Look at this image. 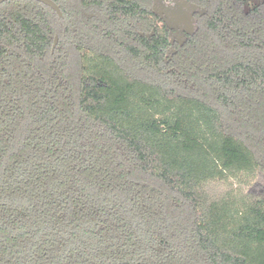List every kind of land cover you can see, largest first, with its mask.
Wrapping results in <instances>:
<instances>
[{"label":"trees","instance_id":"16d2710c","mask_svg":"<svg viewBox=\"0 0 264 264\" xmlns=\"http://www.w3.org/2000/svg\"><path fill=\"white\" fill-rule=\"evenodd\" d=\"M52 1L0 4V264H264V0L181 43L154 0Z\"/></svg>","mask_w":264,"mask_h":264},{"label":"rangeland","instance_id":"374dc122","mask_svg":"<svg viewBox=\"0 0 264 264\" xmlns=\"http://www.w3.org/2000/svg\"><path fill=\"white\" fill-rule=\"evenodd\" d=\"M209 2V0H154V11L169 29V40L181 43L187 35L199 28L194 14H204ZM55 38L57 43L58 36ZM226 185L218 183L211 188L213 192H219L223 191Z\"/></svg>","mask_w":264,"mask_h":264},{"label":"water","instance_id":"95a60500","mask_svg":"<svg viewBox=\"0 0 264 264\" xmlns=\"http://www.w3.org/2000/svg\"><path fill=\"white\" fill-rule=\"evenodd\" d=\"M4 1H7V0H0V4ZM31 1H36V2L46 5L47 7L55 11L59 17H61V12H60L59 7L52 0H31ZM55 44H56V38L54 39L53 46H55Z\"/></svg>","mask_w":264,"mask_h":264}]
</instances>
